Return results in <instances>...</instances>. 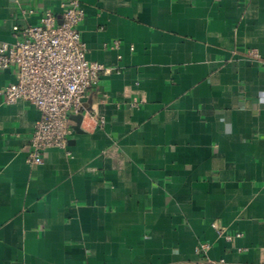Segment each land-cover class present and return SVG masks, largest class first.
<instances>
[{
	"label": "crops",
	"instance_id": "0c3cea01",
	"mask_svg": "<svg viewBox=\"0 0 264 264\" xmlns=\"http://www.w3.org/2000/svg\"><path fill=\"white\" fill-rule=\"evenodd\" d=\"M68 1L0 0V43ZM80 1L110 70L70 154L29 162L41 112L0 93V264H264V0ZM15 79L0 69V90Z\"/></svg>",
	"mask_w": 264,
	"mask_h": 264
},
{
	"label": "built area",
	"instance_id": "2783aa9c",
	"mask_svg": "<svg viewBox=\"0 0 264 264\" xmlns=\"http://www.w3.org/2000/svg\"><path fill=\"white\" fill-rule=\"evenodd\" d=\"M84 16L81 1L69 0L61 16L46 9L38 24L24 27L14 24V40L0 43V69L15 68L16 74V79L0 90L5 102L26 100L41 112L31 137L28 160L33 164L43 163V152L48 148H61L70 154L71 115L82 113L84 97L98 83L101 72L110 70L86 56V44L79 29ZM118 45L116 42L114 46ZM245 53L260 58L255 49H247ZM212 225L220 235L234 237L217 222ZM209 248L208 242H202L196 252L203 255ZM199 264L240 263L201 257Z\"/></svg>",
	"mask_w": 264,
	"mask_h": 264
},
{
	"label": "water",
	"instance_id": "95a60500",
	"mask_svg": "<svg viewBox=\"0 0 264 264\" xmlns=\"http://www.w3.org/2000/svg\"><path fill=\"white\" fill-rule=\"evenodd\" d=\"M81 116H82V115H81ZM81 116H80V117H81Z\"/></svg>",
	"mask_w": 264,
	"mask_h": 264
}]
</instances>
